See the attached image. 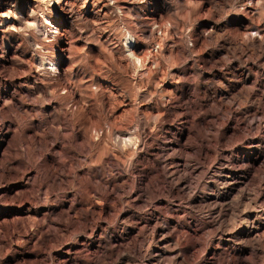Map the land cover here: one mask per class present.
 I'll list each match as a JSON object with an SVG mask.
<instances>
[{"label":"rangeland","instance_id":"1","mask_svg":"<svg viewBox=\"0 0 264 264\" xmlns=\"http://www.w3.org/2000/svg\"><path fill=\"white\" fill-rule=\"evenodd\" d=\"M0 264H264V0H0Z\"/></svg>","mask_w":264,"mask_h":264},{"label":"bare ground","instance_id":"2","mask_svg":"<svg viewBox=\"0 0 264 264\" xmlns=\"http://www.w3.org/2000/svg\"><path fill=\"white\" fill-rule=\"evenodd\" d=\"M54 1H59V0H54ZM133 38L130 36V35H128L127 34V36L124 38V41H123V46H124V49H125V51L130 55V57H131V61H132V63H133V65L135 66V67H137L138 65H139V59L138 58H133L135 55L133 54V51L131 50L132 49V47H133ZM135 42V41H134ZM138 57V56H137ZM47 66H49V69L50 70H53L54 69V67H55V64L53 63V62H49L48 64H47Z\"/></svg>","mask_w":264,"mask_h":264}]
</instances>
